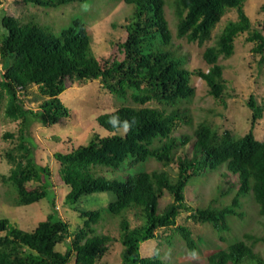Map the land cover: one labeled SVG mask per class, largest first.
<instances>
[{
  "label": "trees",
  "instance_id": "16d2710c",
  "mask_svg": "<svg viewBox=\"0 0 264 264\" xmlns=\"http://www.w3.org/2000/svg\"><path fill=\"white\" fill-rule=\"evenodd\" d=\"M21 1L43 9L85 0ZM122 1L134 6L125 24L126 36L115 43L116 51L111 56L98 58L81 18H72L69 24L53 30L46 21H25L1 10L0 0V103L4 101L6 118L17 121L16 133L4 134V138L15 137L16 143L3 153L10 169L0 178L15 206L29 207L46 199L51 208L31 228H21L0 215V264H95L108 244L117 239L97 229L105 214L119 217L117 240L123 247L122 264H165L167 258L161 259L160 251L147 257L139 253L142 242L157 237L174 247L177 234L190 251L197 250L204 238H194L187 226L176 224L183 212L189 211L193 221L210 224L221 232L229 230L228 217L245 215L239 209L242 198L249 196L264 219V140L254 134L263 107L254 97L248 100L251 127L239 137L229 129L219 132L206 119L190 134H172L180 122H190L187 108L181 104L194 94L192 75L204 80L214 98H224L225 79L218 59L233 54L238 35L247 34L245 40L253 43L251 50L259 55L258 63L264 64V20L260 29L252 27L244 11L245 0H171L177 19L175 36L199 46L211 38L212 28L227 10L236 11V19L228 20L214 43L202 50L207 69L190 70L187 56L173 44L165 17L167 0ZM261 9L264 12V5ZM95 79L119 103L113 111L96 117L107 133L94 132L87 143L52 156L58 162L61 183L67 188L63 199L66 207L78 210L77 203L83 196L97 192L111 193L112 200L101 208L78 210L83 222L71 233L68 221L55 209L49 166L35 161V144L28 128L34 122L49 125L68 117L70 110L59 97L67 83ZM31 86L44 97L37 109L26 107L19 95L28 93ZM148 102L155 105H145ZM189 143V153L176 154ZM150 160L175 167V175L167 169L148 171ZM223 165L237 176L238 187L231 202L225 204L218 197L231 191L229 185L205 206L187 205L185 187L189 181ZM165 194L171 200L161 205L160 198ZM128 214L138 220L136 225H131ZM170 228L173 233L158 234ZM59 243L66 244L62 252L55 249ZM256 243L264 244V222L261 235L244 233L243 239L208 255L207 263L264 264V258L253 250Z\"/></svg>",
  "mask_w": 264,
  "mask_h": 264
},
{
  "label": "rangeland",
  "instance_id": "374dc122",
  "mask_svg": "<svg viewBox=\"0 0 264 264\" xmlns=\"http://www.w3.org/2000/svg\"><path fill=\"white\" fill-rule=\"evenodd\" d=\"M262 5H264V0H245L244 2V11L250 18L253 28H261L264 20ZM133 9L132 4H127L122 0H85L43 9L31 4L25 5L21 0H2L1 3V10L14 13L25 21L33 20L40 24L46 21L48 26L53 25V30H59L69 24L72 18H81L91 35V46L98 58L111 56L116 51L115 43L125 38V24ZM165 17L172 32L173 44L179 52L187 56L186 67L190 70L195 68L206 70L207 66L201 57L202 50L205 46L214 43L228 20L236 19V11L234 9L226 11L221 20L212 28L211 38L202 46L197 45L196 42H188L183 37L175 36L177 19L171 0L166 2ZM246 36V33H242L235 38L234 52L231 56H220L218 59V63L223 66V78L225 79L224 98H214L208 93V87L203 79L196 75L191 76L190 84L194 87V94L189 101L181 104L187 108L190 122H180L173 131V135L190 134L199 122L206 119L211 125L217 126L219 132L229 129L239 137L248 132L251 127L252 111L248 106V100L252 96L256 103L263 107L262 118L256 121L254 134L258 140H264V64L258 63L259 55L252 52L253 43L247 42ZM1 69L0 62V73ZM28 91L26 94L21 92L20 98L26 107L37 109L44 97L39 94L36 86L29 87ZM59 97L70 110L69 116L49 125L34 122L28 128V136L35 144L36 163L49 166L50 178L54 186L55 209L61 218L68 221L72 233L83 222V219L78 216V210L104 207L112 200V194L97 192L85 195L77 203L78 210L66 207L63 203V196L67 188L61 184L57 172L58 162L52 155L54 152H66L82 143H87L94 132L106 134L107 132L96 122V117L100 113L113 111L119 103L97 79L86 80L83 83L68 82ZM145 105H155V102H148ZM4 106L3 101L0 103V175L8 174L10 169V164L3 153L16 143L15 137L4 138V134L6 132L16 133L17 129V121L6 118ZM189 151L190 143L179 148L176 154L189 153ZM146 168L148 171L167 169L173 176L177 170L175 167L169 168L153 160L148 162ZM229 185L232 187L231 191L218 196V192H225ZM237 187V176L230 173L223 165L216 170L207 171L199 178L191 179L185 187V203L192 208L193 206H205L214 196H218L225 204H229ZM170 200L171 196L165 194L159 202L164 205ZM12 202V196L0 178V215L7 217L12 224L21 228L34 227L51 209L46 199L29 207L15 206ZM239 210L245 212V215L242 218L228 217L229 230L221 232L216 231L210 224L193 221L189 217V211L180 213L176 224L187 226L194 238L198 236L204 238L202 243H198L197 250L190 251L182 238L176 234L174 247L168 243L163 244L161 237L142 242L139 247L140 256L147 257L154 251H160L162 252L161 259L166 260L167 258L165 264H208V255L225 248L234 240L243 239L244 233L261 235L264 219L258 215L257 205L249 196L242 198V207ZM128 217L132 226L138 223L132 214H128ZM104 218L97 225L98 231L118 239L119 217L105 214ZM170 233H173L171 228L161 229L158 232L162 236ZM117 239L108 244L107 251L95 264H122L123 247ZM55 249L62 252L66 249V244L59 243ZM253 250L264 258L263 243H256ZM68 264H72V261Z\"/></svg>",
  "mask_w": 264,
  "mask_h": 264
},
{
  "label": "clouds",
  "instance_id": "9594fccd",
  "mask_svg": "<svg viewBox=\"0 0 264 264\" xmlns=\"http://www.w3.org/2000/svg\"><path fill=\"white\" fill-rule=\"evenodd\" d=\"M124 128L127 130V128H128V124H127V122H125V124H124ZM60 179V178H59ZM61 181V180H60ZM62 184V183H61ZM63 185V184H62ZM64 186V185H63ZM54 188V187H53ZM55 195V194H54ZM65 195V194H64ZM63 199H64V196H63ZM56 207V206H55Z\"/></svg>",
  "mask_w": 264,
  "mask_h": 264
}]
</instances>
